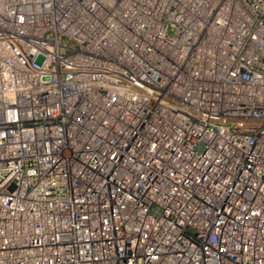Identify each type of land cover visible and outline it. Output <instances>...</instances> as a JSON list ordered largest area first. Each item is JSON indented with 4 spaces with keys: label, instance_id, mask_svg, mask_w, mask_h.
Here are the masks:
<instances>
[{
    "label": "built area",
    "instance_id": "obj_1",
    "mask_svg": "<svg viewBox=\"0 0 264 264\" xmlns=\"http://www.w3.org/2000/svg\"><path fill=\"white\" fill-rule=\"evenodd\" d=\"M0 264H264V0H0Z\"/></svg>",
    "mask_w": 264,
    "mask_h": 264
},
{
    "label": "rangeland",
    "instance_id": "obj_2",
    "mask_svg": "<svg viewBox=\"0 0 264 264\" xmlns=\"http://www.w3.org/2000/svg\"><path fill=\"white\" fill-rule=\"evenodd\" d=\"M44 61V56L43 55H40L38 57V63H42Z\"/></svg>",
    "mask_w": 264,
    "mask_h": 264
}]
</instances>
